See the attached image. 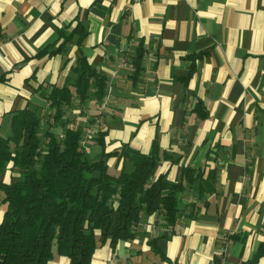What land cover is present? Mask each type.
I'll list each match as a JSON object with an SVG mask.
<instances>
[{
	"label": "crops",
	"instance_id": "0c3cea01",
	"mask_svg": "<svg viewBox=\"0 0 264 264\" xmlns=\"http://www.w3.org/2000/svg\"><path fill=\"white\" fill-rule=\"evenodd\" d=\"M77 25L79 43L77 32L60 52L36 57ZM78 57L107 75L111 93L104 109L92 99L64 117L96 118L106 151H154L156 175L170 181L182 167L217 169L212 190L194 184L180 194L174 226L142 213L133 238L101 245L91 264H264V0H0V135L26 105L49 117L40 89L74 77ZM86 150L101 154L92 140ZM17 177L8 166L0 183Z\"/></svg>",
	"mask_w": 264,
	"mask_h": 264
},
{
	"label": "trees",
	"instance_id": "16d2710c",
	"mask_svg": "<svg viewBox=\"0 0 264 264\" xmlns=\"http://www.w3.org/2000/svg\"><path fill=\"white\" fill-rule=\"evenodd\" d=\"M77 32L79 43L86 34L79 25L69 33L58 30L57 40L62 41L57 48L48 51L44 47L36 57L60 52ZM141 48L131 57L137 73L143 58ZM71 72L74 77L61 86L40 89L52 111L49 117L26 105L12 115L10 133L0 135V174L8 166L18 173L16 179L0 183V206H4L0 264H48L54 255L67 257L69 264H91L101 245L114 247L132 239L142 213L174 226L180 194L186 188L197 184L200 192L212 190L216 168L205 174L204 168L182 167L178 179L170 181L163 174L156 175L159 157L154 151L142 154L126 144L106 151L104 132L96 118L78 125L64 117L73 103L85 105L93 99L100 107L108 86L107 75L85 57L75 60ZM201 108L198 104L195 111ZM199 115L203 118L205 113ZM84 125L94 128L87 143L92 140L99 145L97 159H91L80 144ZM112 158L115 171H109ZM262 255L264 244L257 257Z\"/></svg>",
	"mask_w": 264,
	"mask_h": 264
},
{
	"label": "built area",
	"instance_id": "2783aa9c",
	"mask_svg": "<svg viewBox=\"0 0 264 264\" xmlns=\"http://www.w3.org/2000/svg\"><path fill=\"white\" fill-rule=\"evenodd\" d=\"M125 65H126V60H121V62L118 64V67H122V66H125ZM110 93H111V87H110V84H109L107 86L106 94L103 97L102 103H101V106H100L102 109H104L106 107L108 99H109V96H110ZM93 134H94V128L92 126H89V125H84L82 138L80 140V144H81L82 147H85L87 149V145H86L87 141Z\"/></svg>",
	"mask_w": 264,
	"mask_h": 264
},
{
	"label": "rangeland",
	"instance_id": "374dc122",
	"mask_svg": "<svg viewBox=\"0 0 264 264\" xmlns=\"http://www.w3.org/2000/svg\"><path fill=\"white\" fill-rule=\"evenodd\" d=\"M91 158V157H90ZM92 159V158H91ZM109 171H113L112 169H110ZM4 209V206H0V210Z\"/></svg>",
	"mask_w": 264,
	"mask_h": 264
},
{
	"label": "bare ground",
	"instance_id": "6f19581e",
	"mask_svg": "<svg viewBox=\"0 0 264 264\" xmlns=\"http://www.w3.org/2000/svg\"><path fill=\"white\" fill-rule=\"evenodd\" d=\"M214 160V159H213Z\"/></svg>",
	"mask_w": 264,
	"mask_h": 264
}]
</instances>
